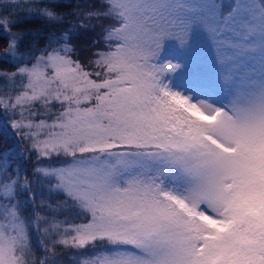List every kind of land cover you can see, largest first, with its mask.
<instances>
[{
  "label": "snow or ice",
  "instance_id": "obj_1",
  "mask_svg": "<svg viewBox=\"0 0 264 264\" xmlns=\"http://www.w3.org/2000/svg\"><path fill=\"white\" fill-rule=\"evenodd\" d=\"M0 137V264H264V0H0Z\"/></svg>",
  "mask_w": 264,
  "mask_h": 264
},
{
  "label": "trees",
  "instance_id": "obj_2",
  "mask_svg": "<svg viewBox=\"0 0 264 264\" xmlns=\"http://www.w3.org/2000/svg\"><path fill=\"white\" fill-rule=\"evenodd\" d=\"M73 2H74V0H73ZM59 10L60 11H68L69 9L64 8L63 6H61ZM42 24H43V21L37 20V21H30V22H28L26 24L20 25V27L35 29V28H40ZM0 140H2V137H0ZM8 143L10 144L11 141L9 140ZM60 218L63 219V217H60Z\"/></svg>",
  "mask_w": 264,
  "mask_h": 264
}]
</instances>
